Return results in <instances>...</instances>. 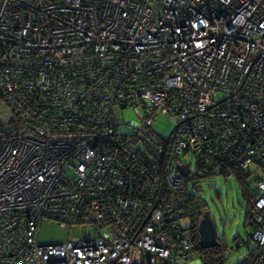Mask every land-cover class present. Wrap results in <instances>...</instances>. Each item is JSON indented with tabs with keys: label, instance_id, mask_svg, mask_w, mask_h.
Listing matches in <instances>:
<instances>
[{
	"label": "built area",
	"instance_id": "built-area-1",
	"mask_svg": "<svg viewBox=\"0 0 264 264\" xmlns=\"http://www.w3.org/2000/svg\"><path fill=\"white\" fill-rule=\"evenodd\" d=\"M214 162L258 175L239 264H264V0H0V264H204L187 205Z\"/></svg>",
	"mask_w": 264,
	"mask_h": 264
},
{
	"label": "rangeland",
	"instance_id": "rangeland-1",
	"mask_svg": "<svg viewBox=\"0 0 264 264\" xmlns=\"http://www.w3.org/2000/svg\"><path fill=\"white\" fill-rule=\"evenodd\" d=\"M140 110L143 111L142 108ZM117 116L120 119V130L124 134H133L137 130L138 123L141 122L140 111L132 106L118 110ZM174 127V119L168 113L159 112L151 129L164 137H168ZM151 129L148 128V130ZM193 181L191 180L190 184ZM200 189L206 202V210L211 212L219 237H223L229 246L237 245L240 240L245 241L227 254V260L224 264L241 263L256 245L255 241L251 239V231L247 223V198L243 195L234 176L226 177L220 174L212 181L202 182ZM183 222L185 225L189 224V220L185 218ZM87 234L88 228L85 225L64 228L55 221H44L40 230V238L45 242L86 238ZM235 238H237L236 242L234 241Z\"/></svg>",
	"mask_w": 264,
	"mask_h": 264
},
{
	"label": "trees",
	"instance_id": "trees-1",
	"mask_svg": "<svg viewBox=\"0 0 264 264\" xmlns=\"http://www.w3.org/2000/svg\"><path fill=\"white\" fill-rule=\"evenodd\" d=\"M151 128L152 126H150L149 129ZM149 134H151V137L166 138L152 129L149 131ZM200 164L198 166L203 173L198 174L197 171L199 170V168H197L196 170L197 175L194 177V181L192 183V189L190 190L188 205H187V212L190 216V221H191L190 232L195 242L196 251L198 255L203 258L204 264H224L227 260V254L234 251L245 241L240 240V242L237 245L229 246L227 242L223 239V237H219L217 233V237L219 241L218 245L211 248H203L200 245L199 223L204 216V212L206 211V202L203 198V195L200 192L201 190L200 184L204 181L206 182L210 180L212 181L213 178H215L216 176L223 174V171L216 170V168H214L216 162L208 163L207 167L204 168ZM233 176L237 180L240 188L242 189L243 195L247 198L249 204V198H248L249 186L253 184L255 180L258 179V175H252L248 171L246 172L238 171L234 173ZM247 210H248V206H247ZM236 239L237 238H235L234 240L235 242L237 241Z\"/></svg>",
	"mask_w": 264,
	"mask_h": 264
},
{
	"label": "water",
	"instance_id": "water-1",
	"mask_svg": "<svg viewBox=\"0 0 264 264\" xmlns=\"http://www.w3.org/2000/svg\"><path fill=\"white\" fill-rule=\"evenodd\" d=\"M182 172L187 175L190 172L188 166H181ZM200 245L203 248L215 247L219 244L217 230L211 217V212L206 210L199 223Z\"/></svg>",
	"mask_w": 264,
	"mask_h": 264
}]
</instances>
